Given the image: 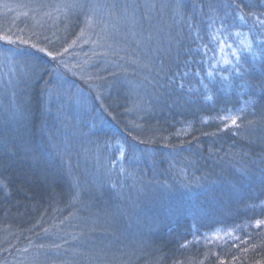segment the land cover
<instances>
[{"label":"trees","instance_id":"trees-1","mask_svg":"<svg viewBox=\"0 0 264 264\" xmlns=\"http://www.w3.org/2000/svg\"><path fill=\"white\" fill-rule=\"evenodd\" d=\"M154 2V13L164 10L173 18H164L158 29L142 23V37L127 54L113 47L112 55L104 59L105 53L93 48L84 35L88 28L83 11L76 25L67 18L52 26L50 33L64 28L65 34L71 33L62 44H27L33 51L26 56L39 67L31 86L29 125L21 131L32 151H22L19 141L9 145L11 151L0 148V264H264V223L257 224L264 222V183L258 179L264 167L259 163L264 156L260 123L264 99L257 98L255 116L251 108L245 110L239 129L220 120L229 109L234 113L241 107L242 100L214 87L205 91L194 73L203 75L213 63L216 70L221 65L227 68L223 60L233 59L232 49L220 51L209 41L210 13L206 7L201 13L199 3L194 11L197 0H183V18L172 7L163 9L159 0ZM211 2L223 5L230 0ZM250 2L258 0H242L245 5ZM250 11L259 14L264 9L244 8L245 13ZM246 19L242 24L228 17L225 23L230 32L264 38L260 27L253 28L254 18ZM219 25L217 20L214 27ZM21 26L25 27L18 23ZM196 30L203 39L197 38ZM73 33H80L74 37L96 52L94 58L88 52L69 57L72 47L80 48L71 42ZM240 39L228 42L235 47ZM203 43L212 51L198 47ZM47 52L61 55L66 64L60 65ZM56 67L64 78L59 87L52 75L39 80ZM184 72L188 75L182 76ZM70 81L76 89L68 90ZM59 92L76 102L84 115L83 128L72 132L75 140H70L63 159L52 146L46 113L51 99L49 110L62 114ZM206 95L212 99L205 100ZM98 97L106 107L98 99L101 104L94 108L91 100ZM249 120L257 125L250 127ZM237 169H249L252 179L242 180ZM90 176L102 182L100 192ZM230 181L238 190L229 186ZM196 183L210 185L215 194L193 201L183 185ZM165 184L170 190L162 187Z\"/></svg>","mask_w":264,"mask_h":264},{"label":"snow or ice","instance_id":"snow-or-ice-1","mask_svg":"<svg viewBox=\"0 0 264 264\" xmlns=\"http://www.w3.org/2000/svg\"><path fill=\"white\" fill-rule=\"evenodd\" d=\"M199 3V9L202 13L206 7L210 15L208 16L209 23L207 28L212 30L208 33L209 41L223 51L225 48L232 49L230 55L233 59H224L223 65H227V68L220 66V70H216L218 65L213 63L211 65V70L201 74L200 71L194 73L196 76L201 77L199 83L202 88L211 92L212 88L216 89L218 93H232L237 95L242 100V106L237 108L233 113L232 109L228 110L226 115L220 116L219 119L224 121H230V125L239 129L241 124L238 121L243 119V113L246 109L251 108L253 110V115L255 116V106L257 104V98L264 99V38L255 36L253 39L249 38V33L241 32H230L229 25L225 23L228 17H232L233 20H239L242 24H247L246 16H251L254 18V27H260L264 31V19L260 17L264 15V12L257 13L256 11H250L248 13L244 12V8L250 9H264V0H258L255 3L242 4V0H230V3L223 5L214 4L211 0H208L207 4L204 0H197L193 4V10L195 11ZM69 8H78L87 13L86 21L89 25L92 24H103L105 28L108 26V19H117L124 21L125 23L131 25L132 29L140 28L141 24L150 21L152 19L150 12L157 7L154 0H73V3L67 5ZM161 8L172 7L174 12L178 13L181 18L184 17L185 5L183 0H172V3L165 2L160 5ZM143 9V12H141ZM221 9H225L224 15L220 16L219 12ZM189 28H193L192 17H188ZM220 21L219 27H214L216 21ZM197 32V38L203 39L199 36V31ZM133 36L137 35L136 31H132ZM234 37H242L238 44L233 47L232 43L228 41ZM148 40L152 37L149 35ZM0 40H5L9 44H14L15 41L9 36L0 35ZM21 43H27V41H20ZM36 47V45H32ZM198 47L202 48L205 53L207 51H212L209 47V43H203ZM41 52H45V49H39ZM17 55L12 49H5L0 52V57L4 60H12ZM46 55L54 57L53 53L47 52ZM202 60L207 62V57L202 56ZM179 75V73H177ZM188 73L184 72L182 76H187ZM207 79V83H205ZM255 81V83H253ZM179 88H184L183 79L179 84ZM193 91V89H189ZM15 96V93H13ZM247 97V99H243ZM71 99V98H69ZM99 99V97H98ZM205 100H211L212 96H204ZM27 120V111L23 107L15 108V110L8 116V119L0 120V148H4L11 151L9 145L13 144L14 141H19L21 150L26 154L32 151L29 142L25 139L21 132L24 122ZM260 123L264 124V115L260 117ZM247 124L250 127H255L257 125L256 120H249ZM229 127V124H225V128ZM121 157L124 155V149L121 148ZM113 164L115 161L112 162ZM259 163L264 165V156H261ZM241 174L240 178L242 180H251L253 174L249 169H237ZM109 172L111 170L109 169ZM121 174H124L125 169L121 166ZM128 175H132L128 173ZM258 179L261 183H264V167H261ZM212 184L218 182L212 181ZM229 186L234 190H238V185L229 182ZM113 189L116 185L111 184ZM166 191L170 190V186L165 184L162 186ZM186 190V194L193 201L199 199L202 196L212 197L215 194V189H213L208 184L196 183L183 185ZM264 222L257 221V224Z\"/></svg>","mask_w":264,"mask_h":264},{"label":"rangeland","instance_id":"rangeland-1","mask_svg":"<svg viewBox=\"0 0 264 264\" xmlns=\"http://www.w3.org/2000/svg\"><path fill=\"white\" fill-rule=\"evenodd\" d=\"M72 3L73 0H0V16H3L0 17V35L9 36L13 41H15L14 44H9L5 40H0V52L5 49H12L17 53L12 60H4L0 57V120L6 121L15 108L23 107L27 111V120L24 122L21 131L26 130L29 125L31 116V86L34 78L39 73V67L35 65L33 59L26 56L33 51L27 44L37 42H47L48 44L54 43L52 46H58L60 43L62 44L64 42L62 39L66 38L67 35L70 36L71 33L65 34V28L60 33L50 32L52 31V26L56 27L60 23H64V21L71 20L72 18L74 23L73 25L78 24L75 19L78 14H80V11L83 10L67 7V5ZM163 3H165V1L159 0L160 5ZM166 8L167 7L163 9ZM163 11L160 10V12L155 13L151 11L150 15L152 19L148 21V23L151 25L154 24L158 29L164 21V18H173L172 14L164 15ZM19 12L21 14H19ZM83 12V17L85 16L86 19L87 13L85 11ZM1 18H5L9 23L2 21ZM18 23H23L25 27H17ZM85 27L88 28L84 32L86 39L90 40V44L93 48L97 49V51H101L99 53H105L104 59L105 57L107 58V55H112L111 50L113 47V50L120 48L118 49L120 50V54H127L131 44L135 41H139L143 32L141 26L140 28L132 29L131 25L117 19H108L107 28H105L103 24L89 25L87 21ZM132 31H136L137 35L133 36L131 34ZM79 34L80 33H73L72 36L73 40H71V42L80 44V48L79 45H75V47L71 48L68 53L71 59H74V57L79 55L78 53L88 52L92 55L93 53H96L93 52V49L89 47L86 42H81L79 39L74 37V35ZM21 40L27 41V43H21ZM82 44H86V46ZM77 46L78 49H76ZM87 58L92 59L91 56ZM55 59L57 60V63H60V65L66 64V59H62L61 55H58ZM105 61L108 60L106 59ZM47 65H51L50 62H47ZM112 66L113 65H110L109 67L112 68ZM47 68L49 67L47 66ZM61 73L62 72L59 69L53 72V74L44 72L45 76L41 78L39 77V80H41V82L50 80V77L46 79V76L52 75V77L58 81H55V86L59 87L60 81H63L64 79L62 78ZM76 85L77 84L75 82L70 81L67 85L68 90L71 88L76 89ZM108 91L109 89L104 90L102 92V96H104V94ZM13 93H15V96ZM99 99L104 105L101 97H99ZM58 101L59 105H63L64 103L62 114L57 116V111L54 109L49 110L51 99L49 100L46 113L48 112V121L51 124V130L54 136V143L52 146L54 150L59 152V157L63 159V152L69 146V143L71 142L70 140H75L74 137L76 134L72 135V132H77V129H79L80 126L81 129L83 128V122L80 119H82L84 115L79 112L76 102L68 99L67 94H61L59 92ZM91 101L95 109L99 106V104H101L96 103L98 102V98L96 101ZM104 106L106 107V105ZM49 138L50 136L48 139ZM61 163L64 165V162ZM97 170L99 172H103L100 168H97ZM90 181L92 183L91 185H94L97 192L102 190L103 184L102 182L100 184L99 180L95 176H90ZM154 186L159 188L157 185ZM126 254L131 257L133 252L131 249L127 248Z\"/></svg>","mask_w":264,"mask_h":264}]
</instances>
